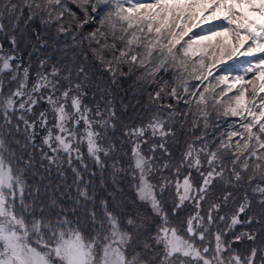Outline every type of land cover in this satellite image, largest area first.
I'll return each instance as SVG.
<instances>
[{"label": "snow or ice", "instance_id": "obj_1", "mask_svg": "<svg viewBox=\"0 0 264 264\" xmlns=\"http://www.w3.org/2000/svg\"><path fill=\"white\" fill-rule=\"evenodd\" d=\"M0 264H264V0H0Z\"/></svg>", "mask_w": 264, "mask_h": 264}, {"label": "trees", "instance_id": "obj_2", "mask_svg": "<svg viewBox=\"0 0 264 264\" xmlns=\"http://www.w3.org/2000/svg\"><path fill=\"white\" fill-rule=\"evenodd\" d=\"M197 29H194V31H196ZM229 63H230V61H229Z\"/></svg>", "mask_w": 264, "mask_h": 264}]
</instances>
